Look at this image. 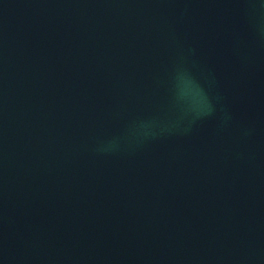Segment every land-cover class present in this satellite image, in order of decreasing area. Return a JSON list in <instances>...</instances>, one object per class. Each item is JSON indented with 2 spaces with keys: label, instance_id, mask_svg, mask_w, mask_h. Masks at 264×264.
<instances>
[{
  "label": "water",
  "instance_id": "95a60500",
  "mask_svg": "<svg viewBox=\"0 0 264 264\" xmlns=\"http://www.w3.org/2000/svg\"><path fill=\"white\" fill-rule=\"evenodd\" d=\"M0 264H264V0H0Z\"/></svg>",
  "mask_w": 264,
  "mask_h": 264
}]
</instances>
